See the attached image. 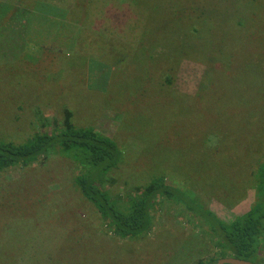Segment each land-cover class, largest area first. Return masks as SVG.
I'll return each instance as SVG.
<instances>
[{
	"label": "trees",
	"instance_id": "trees-1",
	"mask_svg": "<svg viewBox=\"0 0 264 264\" xmlns=\"http://www.w3.org/2000/svg\"><path fill=\"white\" fill-rule=\"evenodd\" d=\"M3 1L0 0V37L8 29L18 35L22 26L25 36L18 63H0V97L8 87L12 93L23 95L12 102L18 113L12 114L11 108L0 111V231L11 222H17V226L23 216L29 215L31 219L40 215L41 220L42 215L56 212V209L45 212L52 203L47 186L56 183V178L46 176V167H40L39 163L60 155L71 158L80 168L66 181L76 189L81 201L94 208L95 217L113 236L126 241L119 248L110 244L106 261L162 264L173 250L171 244H176L180 249L173 251L174 255L182 249L176 264H216L222 258L264 264V155L260 147L264 145L260 129L263 123L257 119L258 113L251 117L248 111L242 118L233 119L235 113L226 116L219 86L220 80L228 78L241 79L242 83L246 80V84L250 80L252 69L247 66L246 74L244 70L232 76L231 69L233 65L242 66L244 52L251 56L254 51L249 45L229 47L231 43H256L251 32L256 29L244 27L251 15L243 12L241 0H10L12 5ZM108 7L125 8L131 15L113 22L112 17L106 16ZM19 8L29 11L30 16L24 19L18 12L12 15ZM230 9L241 15L235 17ZM12 20L17 27L10 24ZM218 28L225 38L217 39ZM44 52L65 54L70 67L81 68L87 93L107 89L106 94H100L104 98L113 86L118 90L124 85V107L118 110L108 105L103 111L119 113L127 103L128 109H135L139 131L132 146H127L131 141L129 135L124 136L128 138L124 144L117 136L119 132L113 137L99 132L94 126L97 114L87 116L86 124L81 123L78 115L74 120L68 106L61 108L59 116L51 119L45 116L44 110L49 105L41 102L40 95L55 103L68 102V96L61 91L51 97L52 88L45 91L38 82L29 85L24 81L26 75L34 76L35 65ZM256 55V64L262 63L263 56ZM75 56L81 60L74 62ZM185 62L205 68L202 81L192 94L175 88ZM13 65L23 68L19 76L11 72ZM124 76L137 79L134 87L125 83ZM169 101H174L173 106L177 104L170 108L176 112L174 116H169ZM239 102L242 108L246 107L244 101ZM145 106L159 118L143 123L139 117L142 113H136V108ZM181 107H185V112ZM248 117L250 131L245 127V134L243 127L249 122ZM31 123L36 128H31ZM197 124L207 131L201 137L195 130L200 127ZM214 125L232 129L228 133L216 130ZM245 135L255 140L252 143L256 146L249 150V159L244 157L248 160L244 165L243 152L239 151L242 148L231 144ZM150 145L155 149L145 152V146ZM159 151L165 157L151 155ZM201 154L207 156L202 164ZM139 155L142 162L131 160L134 156L139 161ZM232 159L241 173L224 172ZM35 163L36 170L28 173L27 168ZM120 166L126 167L128 175L138 177L124 184L126 191L117 195L102 185L116 182L113 175ZM193 167L196 173H192V178L185 169ZM15 170L21 172L18 180H1L3 174ZM65 185L60 184V188ZM212 199L231 209L247 203L249 206L240 208L234 219L226 223L208 208ZM159 212L169 215L161 224L162 230L154 234V219ZM33 220L25 223L32 225ZM75 220L87 223L78 215ZM56 222L62 220L58 218ZM187 236L193 237V241L184 240ZM14 246L13 239H6L4 234L0 237V255L5 254L4 259L0 257V264L41 261L39 254L29 260L23 253L17 261L15 254L10 255L15 262L10 263L5 256ZM152 247L156 248L155 257L150 260L145 254Z\"/></svg>",
	"mask_w": 264,
	"mask_h": 264
},
{
	"label": "rangeland",
	"instance_id": "rangeland-1",
	"mask_svg": "<svg viewBox=\"0 0 264 264\" xmlns=\"http://www.w3.org/2000/svg\"><path fill=\"white\" fill-rule=\"evenodd\" d=\"M3 2L10 3L11 5L13 4L10 0H4ZM240 7L243 9V12L246 15H251V18H248L244 27L251 30L256 29V31H251L252 34L255 35L256 43L244 44L240 41L231 43L229 47H248L249 45L254 49V51H251V56L246 55L245 52L243 53L242 59L240 60V62L243 63L241 67H239L238 65H233V67H231L232 76L238 74L239 72H244V70L246 74L247 66L248 68L252 69L251 73L248 76L252 81L249 80L248 84H246L245 80V85L241 82V79H239L238 81H235L232 78L220 80L219 86L221 87L222 96L224 99V102L222 101V106H224V104L226 105V116L230 117L235 113L233 115V119L236 117L242 118L241 115L246 117L247 111L249 112L251 117L254 114L258 113L257 119H259L260 123H263V125H260V129L261 134L264 137V61L262 63L256 64L254 59V57L257 58L256 54H261L264 59V0H241ZM223 10L224 8L221 9V12H223ZM237 10L238 9H236V11ZM229 11H231L235 17L241 15V13L235 12L233 9H230ZM16 12L23 15L24 19H27L30 16L29 11L22 8L14 11L12 15H15ZM105 13L107 17H112L113 22H116L119 19H125L127 16L131 15L130 12L125 8L119 10L108 7L106 8ZM10 24L16 27L18 26L14 22V20H12ZM219 24H222L221 21H219ZM19 30L20 33H18V35L9 33V29L8 32L2 30L4 35L0 37L1 64L16 62L21 54H23L22 43L23 37L25 36L24 27L22 26ZM216 37L217 39L225 38V35L222 30H220V28L217 29ZM240 50L239 52H242ZM80 60L81 59L79 56H75L73 59L74 62H79ZM16 63H18V61ZM69 64L70 59L65 54H45L44 52L37 65H35V67H37L35 69L37 73H35L34 71V76H30L31 74H28L24 77V81H26V83L29 85L38 82L41 88L46 89L45 91H48L50 88H52L53 93L51 94V97L57 96L61 91L68 96V102L61 101L55 103L53 99H46L40 95L39 97L42 98L41 102H47L49 105L48 108L44 110L45 116L47 115L49 119H51L52 116H59L62 111L61 108L63 106H68L73 113L74 120L78 115L81 123L83 122L86 124L88 123L90 116H94L97 114L96 117H99L94 120V126L99 132L109 137H113L116 133L119 132L117 136L120 138V140H122V143L124 144L128 143V138L124 136L129 135L131 141L127 144V146H132L133 142L135 141L134 137L139 131V125L137 121H135L134 117L135 109H128L130 107L127 103V105L125 106L126 108L122 112L114 113L111 111H103V109L108 105H112L118 110H120L122 106L124 107V104L126 102L124 100V85H121L118 90H116L113 86V90L108 94L107 97L104 98L100 94H106L107 89H103V92L92 90L87 93L86 80L82 69L72 68V66L70 67ZM202 67L203 66H201L200 64H198V66L196 67L190 62H185L176 78L175 88L182 92H191L190 94L194 93V91L198 88L200 82L202 81V75L205 72V68ZM10 69H12L11 72H14L15 74H17V76H19L23 71V68L18 65H13L12 67H10ZM76 78L79 81H76ZM123 80L127 85L132 84V86L134 87L137 79H133L129 76H124ZM65 85L67 86V89H63V86ZM91 85L92 82H90L89 86ZM54 86L57 89H54ZM7 90H5V93H3L0 97V111L11 108L12 114L18 113L15 104H13L12 102L14 100H17L18 98H22L23 95L21 93L18 94L17 91L12 93V89L9 87ZM19 95H21L22 97H20ZM27 97L30 98L31 96ZM239 101H244L246 107L242 108ZM173 102L174 101L168 102L169 116H174L176 113L175 111L170 110L171 107L177 106L176 103L175 106H173ZM181 108L185 112V107ZM148 111L149 109L146 108V106L136 108V113H142L139 117L141 118L143 123L151 121L152 119L156 120L159 118L160 115H158L154 111H152V113ZM24 114L28 115L25 112ZM87 116L89 117L87 118ZM132 119L133 124L130 125ZM247 119L249 122H246L243 127V131L245 132V134L247 133V131H250V119L249 117ZM36 126L37 125L35 123L30 124V127L33 129L36 128ZM198 126L200 127L196 128L195 130L197 132V135L201 137V135L205 134L207 131L203 125L197 124V127ZM245 127L247 128V131ZM214 128L216 130H223L228 133L232 129L231 126L221 128L216 125H214ZM121 136H123V138H121ZM254 141L255 140H249V137L245 135V137L238 140V142L235 140L231 144L232 147L242 148L239 151L243 152L242 156L244 165L248 161L245 158H250L249 150L252 147L256 146L254 145V143H252ZM114 142L116 145L118 144L115 138ZM166 146L167 145H165V147ZM260 147L262 150V154L264 155V145H261ZM153 149H155L153 145L145 146V152L147 153L149 151H153ZM151 155L156 158L165 157L161 151L153 153ZM238 158L240 157L238 156ZM183 159L185 158L183 157ZM131 160L139 163L143 161V157L140 158L139 155L138 161L135 160L133 156ZM204 161H207V156L201 154L199 162L202 164ZM186 163L189 165L188 160H186ZM233 164L236 165L234 159H232L231 164L226 167V170L224 172H227L230 175H232V173L236 174L237 172L241 173L242 171L240 170V168L234 166ZM42 165L46 167V176L52 175L51 177L56 178V183L47 186L52 203L46 207L45 212L52 209H56V212L47 216L42 215L41 220H39L40 215L36 218H31L34 219L32 221V225H27L25 223L26 221L31 220L28 218V215L23 216V218H21L22 222L18 223L17 226L15 224L17 222H11L7 225V227L5 226L4 230L0 231V237L4 234V237L6 239H8L9 237L10 239H13L15 241L14 248L10 251V254L6 255L5 257H7L10 263L13 261L12 258H9L10 255L15 254V260L17 261L18 258H20L21 255L25 253L27 258L29 256V260L30 257L33 258L34 254H39L42 259L38 264H112L111 261H106V249L110 244H112L114 248H119L122 245V242H124L125 240L123 241L113 236L107 230V227H105L104 224L99 220V218L95 217V215L93 214L94 208L90 204L81 201L76 189L66 181L69 176L78 172L80 168L74 164L71 158L69 159L60 155H56L53 157L50 156L44 163H39L40 167ZM37 166V163L29 166L27 168L28 173L32 172V170H36ZM193 169L194 167L191 169H185V171L187 172V176H192V173H196V171ZM28 176L30 177L31 175ZM113 176L116 179L115 183L110 184L106 182V184H103L102 186L104 189H111L117 195H121L126 191L124 189V184H130L132 183L133 179L138 177L133 176L132 174L128 175V171L124 166H120L119 169L114 171ZM20 177L21 172L15 170L3 174L1 180H4L6 182H13L15 180H18ZM60 184L66 185L63 187V189H61ZM234 187L236 186L234 185ZM243 188L244 187L241 185L240 190H242ZM249 193L252 197L253 191H250ZM56 199L60 204L56 203ZM34 200L36 199H32V201ZM250 200L251 199H249V202ZM62 202L64 203V208L67 210V212L62 206ZM33 204L34 203L30 204L29 208L31 206L33 207ZM248 206L249 203L242 205L241 207L231 209L215 199L209 200L208 202V208L226 223H229L234 219L237 212L241 210L240 208H248ZM76 215L83 218V220L87 223L85 224L84 222L75 220ZM168 215L169 213L166 214L165 212H159L155 216L153 228L154 234H157L159 230H162L161 224L163 223L164 218ZM58 218L62 220L61 223L56 222V219ZM30 237L33 238L24 240ZM184 240L190 242L193 241V237L191 238L190 236H187V239ZM186 244L184 246H186ZM170 247H172L173 250L171 251L169 257L165 256L163 258L162 264H176L178 262L177 255L182 254L180 253L182 250L181 249L174 255L173 251H177L180 249L179 246H176V244H171ZM154 249L156 250V248ZM154 249L152 247L149 253L145 254V257L153 260L155 257ZM195 251H197V249ZM262 251L264 260V248ZM4 255H0V257ZM1 259H4V257H2ZM158 259L159 258L157 257V260ZM27 263L35 264L32 261H28Z\"/></svg>",
	"mask_w": 264,
	"mask_h": 264
},
{
	"label": "water",
	"instance_id": "water-1",
	"mask_svg": "<svg viewBox=\"0 0 264 264\" xmlns=\"http://www.w3.org/2000/svg\"><path fill=\"white\" fill-rule=\"evenodd\" d=\"M216 264H253V263L238 258H222L218 260Z\"/></svg>",
	"mask_w": 264,
	"mask_h": 264
}]
</instances>
